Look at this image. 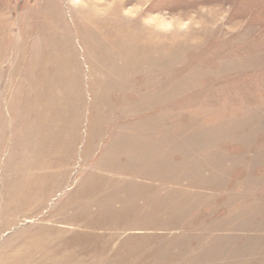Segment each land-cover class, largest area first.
<instances>
[{
  "label": "rangeland",
  "instance_id": "374dc122",
  "mask_svg": "<svg viewBox=\"0 0 264 264\" xmlns=\"http://www.w3.org/2000/svg\"><path fill=\"white\" fill-rule=\"evenodd\" d=\"M78 1L0 0V264H264V0Z\"/></svg>",
  "mask_w": 264,
  "mask_h": 264
},
{
  "label": "bare ground",
  "instance_id": "6f19581e",
  "mask_svg": "<svg viewBox=\"0 0 264 264\" xmlns=\"http://www.w3.org/2000/svg\"><path fill=\"white\" fill-rule=\"evenodd\" d=\"M125 1V0H124ZM127 1V0H126ZM102 2V1H101ZM114 4H116L114 7H116V6H118V8H120V3H119V0L117 1V0H114ZM78 5L79 6H81L82 8H84V9H82L83 11H85V12H88L89 13V11H90V13H91V11H95V10H97V7L100 5V3H99V0H79L78 1ZM127 5V4H126ZM125 5V6H126ZM101 6H103L104 8H106L105 6H107V4H104V3H101ZM127 9V8H126ZM125 9V10H126ZM100 10H102L101 9V7H100ZM96 12V11H95ZM126 13H129L130 12V10L129 9H127L126 11H125ZM97 14V13H96ZM165 23V22H164Z\"/></svg>",
  "mask_w": 264,
  "mask_h": 264
}]
</instances>
